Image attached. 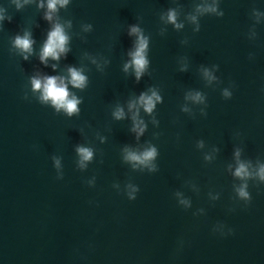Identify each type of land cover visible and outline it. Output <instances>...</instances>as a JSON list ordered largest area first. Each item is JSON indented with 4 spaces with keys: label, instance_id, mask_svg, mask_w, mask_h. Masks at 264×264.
Returning <instances> with one entry per match:
<instances>
[{
    "label": "water",
    "instance_id": "water-1",
    "mask_svg": "<svg viewBox=\"0 0 264 264\" xmlns=\"http://www.w3.org/2000/svg\"><path fill=\"white\" fill-rule=\"evenodd\" d=\"M38 2L0 0L12 17L0 28V264H264V182L246 181L249 202L234 176L237 150L253 168L264 163V0H217L222 16L197 15L205 0H71L55 14L71 21L70 51L47 66L51 23ZM170 9L181 28L166 22ZM133 24L149 40L139 81L124 71ZM24 31L35 41L27 60L11 44ZM68 67L87 76L83 90L69 85L81 100L71 117L30 83ZM149 89L162 100L141 108L137 138L127 105ZM195 92L204 102L186 99ZM150 145L155 171L124 159ZM78 146L93 151L84 168Z\"/></svg>",
    "mask_w": 264,
    "mask_h": 264
},
{
    "label": "clouds",
    "instance_id": "clouds-1",
    "mask_svg": "<svg viewBox=\"0 0 264 264\" xmlns=\"http://www.w3.org/2000/svg\"><path fill=\"white\" fill-rule=\"evenodd\" d=\"M36 2V0H12L17 10H20L29 3ZM71 0H39L37 7L41 9H46L44 12V19L51 23V28L47 33V38L45 39L42 47L40 48L39 60L42 64L47 66L49 58L54 61H59L62 56H66L70 51L69 40L70 37L66 31V27H71V21L66 23H61L59 17L55 14L61 8H66ZM197 15H203L204 13H217V15H223V13L217 12V0H212V3H208L205 0L204 3L198 4L196 6ZM197 15H193L190 19L195 22L197 20ZM260 15V13H257ZM164 17H162L163 19ZM177 13L174 9H170L167 13L166 22L172 23L177 29L181 28L183 25L176 22ZM5 21L11 22L12 17L7 14L4 7H0V28L3 27ZM92 25L88 24L84 26L85 31L91 30ZM129 36H135L134 49L128 53L130 60L124 65V71L127 72L129 68L134 71L136 80L139 81L148 68L149 61L147 59V50L149 40L146 37L142 29L138 25H130ZM35 43L32 38L30 31H24L23 35L17 34L12 39V48L18 52L19 55L27 60L33 53V44ZM93 63H96L93 60ZM51 67L55 70L56 64H52ZM205 78L211 82L216 79V77L208 69H204ZM31 89L33 94L39 93L37 97L41 103H50L52 107L56 109L57 112L61 110L71 117L74 114L79 113L78 105L81 100L69 91V85L73 88L83 90L87 86V76L84 74L82 68L68 67L67 76H56V75H34L30 78ZM231 93L225 89L223 91V96L225 98H230ZM186 99L192 100L193 102L202 103L204 102V96L200 92L189 93ZM162 98L158 94L157 90L149 89L148 92H142L138 98L132 99L128 102V113L133 123L132 131L136 133L137 138L141 136L146 129V124L143 119L140 118L141 108L145 113L151 114L156 107L157 102H161ZM187 111V108L184 109ZM115 119H123L126 113L122 107L117 106L113 112ZM155 123V121H154ZM79 154V165L81 168L86 167V162L90 161L93 156L92 149L85 146H78L76 149ZM124 159L126 161L133 162V167L145 166L150 171L156 170V165L153 163L157 157V149L154 146H148L142 152L134 151L131 149H125ZM240 151H236L237 157V167L234 172V176L245 181L237 188V192L240 198L251 201V196L247 189V180L249 178H258L261 182H264V163H259L256 168H253L250 162H242L239 160ZM57 168L60 166L59 159L55 160ZM131 189L128 192L130 199L135 198V193L138 191L137 188L129 185ZM183 202V201H182ZM232 229L229 230V234L232 233Z\"/></svg>",
    "mask_w": 264,
    "mask_h": 264
}]
</instances>
